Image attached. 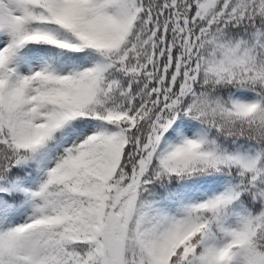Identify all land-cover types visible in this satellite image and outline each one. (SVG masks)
Wrapping results in <instances>:
<instances>
[{"label": "snow or ice", "instance_id": "6c2138e0", "mask_svg": "<svg viewBox=\"0 0 264 264\" xmlns=\"http://www.w3.org/2000/svg\"><path fill=\"white\" fill-rule=\"evenodd\" d=\"M0 264H264V0H0Z\"/></svg>", "mask_w": 264, "mask_h": 264}]
</instances>
